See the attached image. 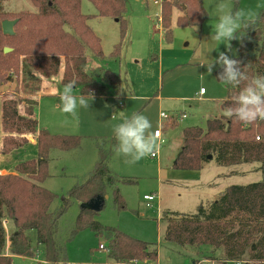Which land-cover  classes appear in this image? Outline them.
Returning <instances> with one entry per match:
<instances>
[{"label": "trees", "instance_id": "1", "mask_svg": "<svg viewBox=\"0 0 264 264\" xmlns=\"http://www.w3.org/2000/svg\"><path fill=\"white\" fill-rule=\"evenodd\" d=\"M29 1L35 12L20 11L12 15L0 11V92L12 81L13 74L21 75L19 95L0 99V155H11L23 148L30 143L28 135L35 136L37 149L36 158L20 161L12 173L0 175V264H14L15 256L34 259L38 246H42L47 264H59L61 250L55 238L57 220L65 212L69 199L63 200L64 205L58 211L50 212L56 195L42 183L49 177L50 151L75 150L81 139L38 129L37 102L33 97L43 90L41 80L57 77L62 66L60 86L75 81L79 95L92 91L95 97L117 102L121 90L119 76L99 66H88L87 50L99 60L104 55L100 39L87 22L91 18L107 17L118 23L120 42L108 57L118 59L127 34L126 0H88L96 10L94 15L82 14L81 0ZM176 8L181 11L176 20L179 27H193L194 24L199 27L206 17L202 0H162L161 28L167 42L172 39L170 19ZM261 12L262 17L254 30H247L240 40L239 55L234 58L240 61L241 70L249 77L264 75V10ZM4 20L16 21L13 35L2 33ZM4 48L11 51L3 53ZM220 71V67L215 70V79ZM216 81L226 90L222 109L240 89ZM174 123L172 121L170 127L173 128ZM181 138L182 146L171 164L172 169L198 171L211 156L220 167L259 163L261 180L226 187L217 200L205 207L199 205L195 214L163 212V240L180 247H210L231 259L247 252L253 264H264V121L248 125L224 116L211 118L206 120L204 127L184 128ZM106 143L110 147L103 146ZM115 151V139L98 142V159L88 179L67 193L70 199L83 206L72 235L89 230L96 236L107 237V257L113 264L156 262L158 249L154 244L103 226L96 220L97 212L86 206L102 198L100 209H103L104 198L111 190L116 210L126 209L118 186L134 181L115 176L108 168L107 161ZM3 222L12 228L8 235Z\"/></svg>", "mask_w": 264, "mask_h": 264}, {"label": "rangeland", "instance_id": "2", "mask_svg": "<svg viewBox=\"0 0 264 264\" xmlns=\"http://www.w3.org/2000/svg\"><path fill=\"white\" fill-rule=\"evenodd\" d=\"M154 1L126 0L124 18L127 22V34L122 41L119 59L108 58L113 47L120 42L118 23L114 19L107 17L89 19L87 24L100 39L104 58L99 60L93 56L90 50H87V56L89 57L88 66L91 68L99 66L118 75L122 82L123 95L143 94L151 98L157 92L160 93V89L163 87L164 92L168 88H172L174 95L192 98L195 97V93H198L200 88L204 91L206 90L208 101H202V103H185L181 100L180 102L172 103L164 102L157 111L156 103L153 102V106H151L148 98L142 102L137 111L133 112L145 115L151 121L152 131L159 127L160 123L157 121L156 113L159 114L160 112H164L169 117L172 114L180 116V114L185 113L187 120L193 124L191 125L192 127H204L205 117L218 118L223 116L221 103L226 98V90L216 81L214 76V72L219 66L214 68L211 75H208L206 69L199 65L207 63L210 58H217L218 52H226L231 58L238 57L240 40L230 42L231 51L226 49L223 44L219 45L217 50L211 51L216 47V42L211 39V36L213 34L212 28L217 20L216 5L221 0H202V6L206 13L202 25L196 26V31L194 32L193 27H179L176 23L177 14L172 11L170 19L172 39L167 42L163 32H161L162 28L157 22L162 1L159 5L154 4ZM226 2L235 7L252 9H255L259 4L261 8L258 11L264 10V0H237L236 3L233 0H226ZM174 10H178L179 15H181L179 8ZM0 11L15 15L20 11L35 12V8L29 0H0ZM81 12L84 15H94L96 10L88 0H81ZM159 67L160 69L162 68L160 75L157 72ZM59 73L61 76L62 66ZM58 76L42 79V87L46 80H53L55 83L56 80L59 81ZM20 79V74L18 76L13 74L12 81L7 83L1 90L0 99L4 96L19 95L17 88H19ZM170 85L171 87H169ZM56 86L61 93L64 86H60V84ZM173 87H179L181 92H175ZM73 94L79 96L78 90L74 89ZM174 95H172L174 98H178ZM57 97L43 98L50 99L44 100L48 103V106L44 107L43 102L37 108L36 117L39 129H44L51 134L57 135H71L64 134V132H74L73 135L79 136L81 139L80 146L75 150L65 152L59 150L50 151L48 155L49 177L42 183L44 188L56 195V199L50 206V212L58 211L64 205L63 200L69 199L65 212L57 220L55 238L56 244L61 250L59 264H113L107 257V237L96 236L89 230L79 232L75 236L72 235L76 217L80 207L83 206H80L79 202L67 196L73 186L84 183L88 179L89 172L93 169L98 159L97 141L101 142L103 139L110 140L111 138L100 137L97 139L90 137L103 136L95 135L92 132L98 131L99 134L105 132V129L96 130L89 124V121L95 122L97 116H99L94 113V108L91 105L89 109H78V118L74 119L70 115L63 113L59 107H54V103L60 104V98L59 96ZM110 106V116L118 119L119 123L123 122L122 110L112 108L115 106L114 103H110ZM20 110H23L22 105ZM102 118L106 119L108 117L104 114ZM78 121L82 124L80 128L77 127ZM178 122L180 129L167 130L166 138L168 141L162 146H156L155 151L158 152V158L159 156L161 158L160 163L163 169L165 165H169L171 150L178 146L182 139L181 126H184V120ZM27 139L30 143H34L35 136L28 135ZM30 143L17 152L1 158L0 171L13 169L20 161L36 158L37 149L35 145ZM103 146L110 147V144L106 143ZM124 159L117 153L114 155L113 152L107 161V166H109L110 170H113L112 168L115 167L116 162H122ZM157 161V158L153 159L147 156L139 161L143 165L142 169L135 168L133 169L134 171H130L127 173L128 175L124 176H118L113 173L115 176L134 181L131 184H120L118 186L126 203L125 210H116L111 190L107 191L104 198L105 206L103 209H100L102 198H97L86 206L97 212L96 220L103 226L118 229L132 238L152 243L156 246L158 249L157 261H147L142 264H193V260L204 262V264H221L219 260L222 255L215 249L213 250L210 247L198 249L180 247L163 240L165 225L161 221V212L157 210L156 202L153 203L152 207H147V204L142 200L144 194H151L152 189L155 188V165ZM259 167V163H246L229 167L218 166L217 169L218 171L230 173V175L222 178L226 185L244 186L261 180ZM206 202L209 201H202L204 207L210 204ZM183 212L190 215L195 214L196 210L191 209L189 211L186 209ZM5 230L8 235L12 228L6 223ZM99 245H103L106 250H100ZM42 251V246H38V254L34 261L23 262L14 260V264H40V260H44Z\"/></svg>", "mask_w": 264, "mask_h": 264}, {"label": "clouds", "instance_id": "3", "mask_svg": "<svg viewBox=\"0 0 264 264\" xmlns=\"http://www.w3.org/2000/svg\"><path fill=\"white\" fill-rule=\"evenodd\" d=\"M261 5L255 9L239 8L230 5L226 0H221L216 5L217 20L214 25L211 39L218 46L223 44L231 51V41L241 40L247 30H254V26L260 21L262 12L258 11ZM196 25H193V32ZM199 66L206 69L211 75L214 68L219 66L216 79L234 89L239 88L238 93L232 97L231 102L222 108L223 116L228 119H236L244 124H253L264 121V75L249 77L243 72L240 61L231 58L226 52H218L217 58L209 59L207 63ZM243 85L241 88L240 86ZM76 87L75 81L64 86L59 93V109L73 117L78 118V109H89L91 102L95 100V94L89 91L79 96L73 94ZM113 135L116 141V152L124 157V163L131 166L141 159L153 155L156 150V137L158 133L152 131L151 121L142 113H133L130 118L123 120L113 128ZM221 264H253L252 258L246 253L240 258L231 259L226 254L221 256Z\"/></svg>", "mask_w": 264, "mask_h": 264}, {"label": "crops", "instance_id": "4", "mask_svg": "<svg viewBox=\"0 0 264 264\" xmlns=\"http://www.w3.org/2000/svg\"><path fill=\"white\" fill-rule=\"evenodd\" d=\"M176 12L177 17L179 16L178 10H173ZM162 32V31H161ZM119 59V58H118ZM158 75L162 73V68H158ZM60 80V73L58 76ZM55 80V79H54ZM121 81V79H120ZM52 81H45L43 85V90L40 94L37 96H34L33 99L37 102V108L41 106L43 103L44 107L48 106V103L44 100H50V99H43V98H50V97H57L59 96V89L57 88V84H59V81L56 80V83ZM122 83V82H121ZM172 85V84H171ZM171 85L169 87H171ZM175 92H181V89L179 87H173ZM179 89V90H178ZM201 89V88H200ZM154 97H149L148 95H143V94H124L122 93V88L120 90V98L117 100V102H109L106 101L100 97H95V100L93 103H91V106L94 108L93 111L95 114L99 115L96 118L95 122L89 121V124L93 129H105V132H92L95 135H103V136H90L99 139L100 137H104L106 139H113V128L115 125L119 124V120L116 118L111 117V106L110 103H114V109H119L122 110V118L123 120L127 119L128 116L137 111L138 107L142 104V102L145 99H148L150 102V105L153 106V102L156 103V110L158 111L160 107L163 105L164 102L169 103V102H182L188 103V102H201L202 101H208L207 100V91H204V94L199 95L198 93H195V97L188 98V97H183V96H177L173 94L172 88H168L165 92L163 91V87L160 89V93L157 92L154 94ZM172 95L177 96L178 98H174ZM58 98V97H57ZM196 99V100H195ZM50 102V101H49ZM51 103V102H50ZM54 107H58L59 104L54 103ZM96 107V108H95ZM173 109L172 107H170ZM174 111V110H171ZM160 112V111H159ZM162 113V112H160ZM159 113V114H160ZM164 113V112H163ZM104 114L107 115L108 118L103 119L102 115ZM159 114L156 113L157 121L161 123ZM176 116V117H175ZM99 117V118H98ZM115 117V116H114ZM213 117L207 116L205 117V120L211 119ZM184 120V126H181V130L184 129L185 126L189 127L193 125L189 120H187L185 113L178 115H173L170 117V119H167L164 121V126L162 125V136L166 141H168L167 137V130L174 131L177 130L180 125L178 121ZM172 121H175V126L172 128L170 127V123ZM81 122H77V127L80 128L82 124ZM160 126V124H159ZM165 127V128H164ZM192 127V126H191ZM39 129V127H38ZM158 129L155 128L154 131ZM180 129V128H179ZM95 130V131H96ZM153 131V132H154ZM182 132V131H181ZM74 132H64V134H71L73 135ZM91 134V135H94ZM110 140H101V141H110ZM34 141V140H33ZM99 140L97 141V143ZM35 143V142H34ZM34 143H30L33 144ZM164 145V144H163ZM182 146V139L181 142L178 143V146H176L174 149H172V153L169 156L170 157V162L169 165H165V168H162V164L160 163V156L158 158V154L156 157L157 162L155 165V175H156V184L155 188L152 189V193L157 194V210L161 212V216L163 212H178V213H183V211H186L188 209L189 211L191 209L196 210L199 205H204L202 204V201H209L206 203H211L215 200L218 199L220 193L224 191L228 185H226L222 180L224 176L230 175V173H225L223 171H218V166L214 162V160H210L208 163L204 164V166L198 170V171H183V170H174L171 168L172 162L175 160L180 148ZM117 152H114V155ZM6 157V156H1L0 155V160L1 158ZM151 157V156H150ZM152 158V157H151ZM153 158V159H154ZM216 166V167H213ZM109 167V166H108ZM135 168H143V165L141 163H136L134 165H127L124 163V160L122 162L117 163L113 170H110L112 174L114 173L115 175L118 176H124L128 175L130 171H134L133 169ZM110 169V168H109ZM151 171H153L152 168H150ZM13 169H8V170H2L0 171V175L6 174V173H12ZM235 173V171H233ZM230 186V185H229ZM147 194H144L145 196ZM143 200V197H142ZM144 201V200H143ZM145 202V201H144ZM146 203V202H145ZM103 251V250H102ZM13 260H19V261H34V259L31 258H22V257H13ZM40 264H47L44 260H40ZM194 264V260L192 261Z\"/></svg>", "mask_w": 264, "mask_h": 264}, {"label": "built area", "instance_id": "5", "mask_svg": "<svg viewBox=\"0 0 264 264\" xmlns=\"http://www.w3.org/2000/svg\"><path fill=\"white\" fill-rule=\"evenodd\" d=\"M161 1L162 0H155L154 1V4L159 5V3ZM157 22H158V25L161 28V17L160 16L157 18ZM202 94H204V90L203 89H200L199 90V95H202ZM159 118H160L161 123H160V126L158 127V129H156L154 131V133H158V135L156 137V143H157V145L158 146H162L163 144H165V139L162 136V129H161L162 128V125H163V122H164L163 120L170 119V117L167 114H165V113L162 112V113L159 114ZM157 154H158V152L155 151L154 154L153 155H150V156L152 158H154V157L157 156ZM157 199H158V197H157V194L156 193H151L149 195L143 196V200L146 202L147 207H152L153 203L156 202ZM3 225L5 227L6 222H3ZM99 249L100 250H106L103 245H99ZM116 264H119V263H116ZM197 264H204V262L201 263V261H198Z\"/></svg>", "mask_w": 264, "mask_h": 264}, {"label": "water", "instance_id": "6", "mask_svg": "<svg viewBox=\"0 0 264 264\" xmlns=\"http://www.w3.org/2000/svg\"><path fill=\"white\" fill-rule=\"evenodd\" d=\"M184 8V7H183ZM16 24L15 20H4L1 22V31L4 35H13L14 31V25ZM11 49L10 48H4L3 49V53H8L10 52ZM209 160H211V156L208 157Z\"/></svg>", "mask_w": 264, "mask_h": 264}]
</instances>
